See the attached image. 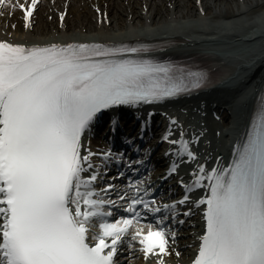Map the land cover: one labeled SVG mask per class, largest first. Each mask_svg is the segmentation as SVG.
<instances>
[{"label":"snow or ice","instance_id":"6c2138e0","mask_svg":"<svg viewBox=\"0 0 264 264\" xmlns=\"http://www.w3.org/2000/svg\"><path fill=\"white\" fill-rule=\"evenodd\" d=\"M38 2L17 5L26 28ZM150 50L144 44L0 38V264H130L121 259L125 246L129 255L142 251L146 260L168 264L173 252L180 256L172 225L194 214L181 207L189 203L204 221L190 264H264V101L227 166L199 162L194 145L204 132L186 128L178 115L168 117L161 139L173 159L165 178L184 162L196 164L190 182L179 181L184 195L168 203L158 202L145 180L128 177L118 190L115 177L105 178L113 161L139 171L133 161L125 163L124 152L85 149L83 137L102 110L157 104L213 83L210 70L161 62ZM155 111L142 117L140 137ZM116 127L114 120L110 130ZM196 190L204 195L194 199ZM146 216L152 221L145 225Z\"/></svg>","mask_w":264,"mask_h":264},{"label":"bare ground","instance_id":"6f19581e","mask_svg":"<svg viewBox=\"0 0 264 264\" xmlns=\"http://www.w3.org/2000/svg\"><path fill=\"white\" fill-rule=\"evenodd\" d=\"M125 1L69 0L66 3L65 0H43V11L38 13L33 27L23 25L22 29H13L9 16H4L0 18V35L28 43L174 38L182 42L175 46L176 49H213L225 54L249 51L235 59V72L229 73L212 89L176 107L179 112L187 109L188 112L183 111L181 116L183 120H192L188 123L201 128L202 122H206V138L211 141L209 153L224 152L226 139H234L238 134L252 107L257 88L264 81V42L251 46L246 39L253 30L264 32V0H201L200 3L199 0H128V5ZM64 10L67 16L61 23L59 12ZM110 11H113L111 15ZM22 22L24 24L23 19ZM225 59L229 60V56ZM213 106L225 123L216 124L211 111L201 116L200 113ZM194 115L198 121L192 119ZM191 230L185 226L181 228L184 235L179 240L180 245L191 241ZM126 250L129 253L128 247ZM189 250V247L183 248V257ZM128 257L130 264L143 261L139 251H132Z\"/></svg>","mask_w":264,"mask_h":264}]
</instances>
